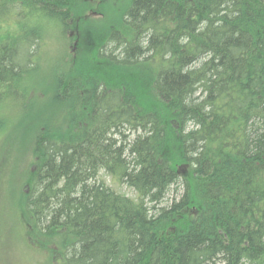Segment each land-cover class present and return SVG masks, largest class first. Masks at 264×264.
I'll use <instances>...</instances> for the list:
<instances>
[{"label": "trees", "instance_id": "trees-1", "mask_svg": "<svg viewBox=\"0 0 264 264\" xmlns=\"http://www.w3.org/2000/svg\"><path fill=\"white\" fill-rule=\"evenodd\" d=\"M81 2L0 0V131L44 102L29 246L51 264H264V0H130L42 68L41 28L62 34Z\"/></svg>", "mask_w": 264, "mask_h": 264}, {"label": "rangeland", "instance_id": "rangeland-1", "mask_svg": "<svg viewBox=\"0 0 264 264\" xmlns=\"http://www.w3.org/2000/svg\"><path fill=\"white\" fill-rule=\"evenodd\" d=\"M81 1L77 5L78 13L71 19L68 30H63L61 34V25L41 28L44 35V44L40 49L42 68L49 66L56 56L61 58L65 49L68 53L74 51L76 55L86 45L92 44L96 35H104L112 25L119 22L130 3V0ZM62 50L63 52H60ZM43 103V101H34L31 104L32 108L29 109L31 115L22 114L13 117L11 110L1 111L6 118H15L13 119L15 123L12 126L9 119V123L6 121L0 131V264H51L47 253L39 250L38 245L37 248L29 246L26 237L27 228L20 216L21 209L18 208L25 170L32 160L28 142L39 120V117L34 116V112L40 110ZM111 185L121 193L135 197L131 188L125 185L117 186L112 182ZM172 187L177 188L175 197H179L182 187L178 183ZM53 261L56 264L55 260H52V264Z\"/></svg>", "mask_w": 264, "mask_h": 264}]
</instances>
